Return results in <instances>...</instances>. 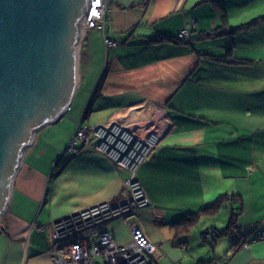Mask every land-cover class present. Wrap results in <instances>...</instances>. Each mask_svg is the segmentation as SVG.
<instances>
[{"label": "crops", "instance_id": "crops-1", "mask_svg": "<svg viewBox=\"0 0 264 264\" xmlns=\"http://www.w3.org/2000/svg\"><path fill=\"white\" fill-rule=\"evenodd\" d=\"M108 1L106 31L84 34L92 39L89 49L100 55L98 71L52 125L67 123L69 137L44 157L40 145L56 142L42 140L51 125L40 130L41 140L28 150L15 178L0 223V264H55L54 222L99 202L125 200L126 170L90 147L77 154L65 150L80 123L95 126L132 112L156 117L153 126L167 130L138 170L153 208L135 212L159 246V264H264V0H217L231 29L244 26L219 38L206 37L222 25L219 7L210 0ZM193 21L187 40L151 42L177 38ZM106 36L118 45L107 48ZM230 44L238 63L206 56L224 55ZM220 199L225 200L217 216L203 215L189 234L173 227ZM235 215L238 233L211 246L206 232H223ZM125 219L97 226L87 236L107 230L126 243Z\"/></svg>", "mask_w": 264, "mask_h": 264}, {"label": "water", "instance_id": "water-1", "mask_svg": "<svg viewBox=\"0 0 264 264\" xmlns=\"http://www.w3.org/2000/svg\"><path fill=\"white\" fill-rule=\"evenodd\" d=\"M88 3L0 0V216L36 133L71 107Z\"/></svg>", "mask_w": 264, "mask_h": 264}, {"label": "built area", "instance_id": "built-area-1", "mask_svg": "<svg viewBox=\"0 0 264 264\" xmlns=\"http://www.w3.org/2000/svg\"><path fill=\"white\" fill-rule=\"evenodd\" d=\"M110 10L109 5L106 0H89L88 3V11L87 15L83 20V28H87L89 30L100 28L104 32L106 31V24L108 21L107 13ZM193 27V24H190L182 30L177 39L178 40H187L190 37V29ZM86 30V29H84ZM105 45L107 47L117 46L118 42L116 40L111 39L110 37H105ZM123 124V123H121ZM120 123L118 124L119 131H122L120 128L123 127ZM144 130V129H141ZM101 137H104L106 133V128L99 127L96 128L95 131ZM113 132V131H110ZM109 132V133H110ZM146 134L152 137L156 136L155 132L144 130ZM151 132V133H149ZM115 133V131H114ZM124 135V134H121ZM129 137V139L134 140L129 136V134H125ZM116 138L118 136H115ZM158 138V136H157ZM151 139V138H149ZM105 145V144H104ZM103 145V150L108 154V158L111 159L116 166L125 167L134 171L133 168L127 166L124 162L127 159H130L131 154L126 152L123 148L109 149ZM134 173V172H133ZM137 179V178H136ZM138 180V179H137ZM139 181V180H138ZM140 182V181H139ZM141 184V183H140ZM132 197H137L136 202L141 204L144 203L146 205L151 206V202L148 199L144 188L136 189L133 192ZM131 200L125 199L123 202L119 203V209L124 208L121 212V216H126L128 218V224L131 226V231L135 234L134 238L136 239V243L128 245H118L114 240L112 234L106 230L101 231L95 238H91L85 235H82L81 231L89 228L88 223L93 220L94 217L98 215V211L103 206H112L114 204H110L107 201L100 202L94 206L87 207L85 209L79 210L73 213L68 218L64 220H58L56 223L54 222V247H53V261L55 264H124L125 256L127 254H131L138 259L140 262L150 264L151 259H153L154 263L159 260L160 250L153 243L147 241L145 235L142 233V228L136 224V215L135 212L138 209H143L145 207H138L137 209L130 211L128 209V203ZM78 219H80L84 223H78ZM110 220V219H109ZM108 222V220L106 221ZM101 223V224H105ZM133 227V229H132ZM84 237H82V236ZM103 237V238H102ZM205 237L208 239L211 237V232L207 231ZM103 242V243H102ZM109 259V261H108ZM147 262H146V261Z\"/></svg>", "mask_w": 264, "mask_h": 264}, {"label": "rangeland", "instance_id": "rangeland-1", "mask_svg": "<svg viewBox=\"0 0 264 264\" xmlns=\"http://www.w3.org/2000/svg\"><path fill=\"white\" fill-rule=\"evenodd\" d=\"M106 1H107L108 5H109V8H110V10L107 13V16H109L110 12H111V6L112 5H111L110 1H108V0H106ZM191 23L193 24V27H194L195 26V21H193ZM84 29H86V30H84ZM89 31H90L89 29L83 28L82 29V37H81L80 41H78V52H79V49L81 50L80 56L83 57L84 55H86L85 57L87 58V60H85L84 57L82 59H81V57L80 58L78 57V66H77L78 81H77L76 92H78L80 94L83 92L82 91L83 89L88 88L91 85V83L93 82V77H94L95 73L98 71V69H97L98 58H100V55L97 56V53L95 52V49L93 47L91 49H89V43L92 42V39L90 38V36L87 37L86 35H84V34H87ZM83 37H84V39H83ZM111 39H113V38H111ZM113 40H115V39H113ZM104 43H105V41H104ZM113 47H116V46H113ZM107 48H110V47H107ZM98 50H100V48H98ZM83 53H84V55H83ZM81 60H82V62H81ZM84 60L86 62V65L83 62ZM112 88H110L109 90L113 91ZM102 115H104V114H99L98 117H101ZM133 115H137V116L139 115L140 118H141V119L139 118L140 119L139 121H135V122L131 123V127H133L134 130L130 129L129 127H127L124 124H121V122H119L122 126L127 128L128 131L126 129L122 128V127L120 128L122 131H119V127L115 125V123H117L116 119H120V117L118 118L119 115H117V114L113 115L104 124H97L95 126H87L86 124H81V123L79 124L78 123L79 125L77 124L78 126H77V128H75L74 131H73V128L72 129L70 128L71 131H73V132H72L71 138H70V140H69V142L67 144V148L65 150L67 153L77 154V153L81 152L84 147L85 148L86 147H90V148L94 149L95 152H97V153L103 155L104 157H106L107 159H109L108 156H107L108 154L106 153L105 150H103V145L107 144L109 149L119 148L118 138L121 136V134H129V136L131 138H133L137 142L138 147H140L141 149L143 148V151H147L148 145L142 144L140 140L138 141V139L134 138V137H136V135H135V133L137 132L136 129H138V130L144 129V130H147V131L155 132L156 136H158L159 139L156 141L155 144H151L152 148H150L148 150V152L145 154V156L146 155H148V156L143 158V159H139L136 168L134 169V171H132L134 173L130 175L132 180L130 182H128V189L132 193L135 192V190L137 188L138 189L143 188L142 184H140L141 182L138 181L139 180L138 176H137L138 175V170L146 162V160L149 159V157L152 155V152L154 151V149L159 145V143L163 139V135L167 132V130L163 129L161 131V128L159 129V128H156L155 126H153L155 124L154 120H155L156 117H154L153 119L150 120V118L148 116L147 117L143 116L142 112H137V113H134ZM125 116H127V114H125ZM57 123H55V124H57ZM84 123H86V122H84ZM112 124H114V131H115L114 134H116L115 136H118L117 138L115 137V141H110L108 139V134H109L110 131H112V129H111V125ZM50 125L52 126L54 124H50ZM50 125H48V126H50ZM109 125H110V127H109ZM99 127L106 128V133L107 134L104 137H101L99 134H97L95 132L96 128H99ZM68 131H69V128H68V124L67 123L63 124L62 127H59V126L57 127V125H55V126L50 127L48 130L44 131V133H46V134L44 135L42 140L46 141V142H56V143H55V145H50V146H43V145L41 146L40 145V148H39L40 153L39 154L44 156V157L45 156L50 157L51 155L53 156L55 154V152L59 151V149L63 146L62 144L64 142L63 141L64 138L65 137H69V134H67ZM151 132H149V133H151ZM149 135H153V134H149ZM38 139L41 140L40 139V131H38L36 133L34 143L37 142ZM34 143L32 144V146L34 145ZM32 146H30L29 149H31ZM121 148H123V147H121ZM40 149H42V150H40ZM28 150L25 152L22 164H23L24 160L26 159L25 156L29 153ZM137 150L139 151V149H137ZM109 160L114 164V162L111 159H109ZM117 167H119L121 169H124V168H122L120 166H117ZM124 170H126V169H124ZM126 171L128 172V170H126ZM56 175L57 176L59 175V171L56 173ZM128 177H129V175H128ZM133 182H135V184H133ZM92 206H94V205H92ZM89 207H91V206H89ZM150 207L153 208L152 204H151ZM146 208H149V207H146ZM82 209H85V208H82ZM82 209H80V210H82ZM138 210H141V209H138ZM221 214L222 213H220L219 217L221 216ZM71 215L72 214H70L69 216H71ZM69 216L61 218V220H64L65 218H68ZM1 218H2V215L0 216V223H1ZM126 223H127L128 228H129V231H130V240L128 242H126V243L121 244V243H118L116 241V239H114L117 242V244L120 245V246L121 245H126V244L128 245L129 243L134 244V243L137 242L136 239L134 238L135 234L131 231V226H129L128 221H126ZM138 223L140 224V226L142 228V233H143V235H145L147 241L148 242L150 241L153 244L154 242H152L147 237V235L145 234V231H144V229H143V227L141 225L140 219L136 216V224L139 225ZM99 226H104V224H100ZM48 227H50V226H48V225L45 226L46 229ZM52 227H54V226H52ZM3 229L4 228H2L1 225H0V230H2V232H3ZM132 229H133V227H132ZM91 230H93V229H91V227H89V228H87L85 230H82L81 234L87 236V234L89 232H91ZM101 231H104V230H101ZM101 231H99L98 233H100ZM2 232H1V234H2ZM98 233H97V235H98ZM112 236H113V234H112ZM82 237H84V236H82ZM205 239H207V238L205 237ZM155 245L159 249V246L157 244H155ZM182 247L184 248L183 245H182ZM161 255L162 254H160V257H161ZM159 260H160V258H159ZM159 260L156 261V264H159ZM108 261H109V259H108Z\"/></svg>", "mask_w": 264, "mask_h": 264}, {"label": "bare ground", "instance_id": "bare-ground-1", "mask_svg": "<svg viewBox=\"0 0 264 264\" xmlns=\"http://www.w3.org/2000/svg\"><path fill=\"white\" fill-rule=\"evenodd\" d=\"M133 114H134V112H132L130 115H127V116H120L119 115L118 118L120 117V119H116L117 123H115V125L118 126L119 122H121L125 126H127L130 129L134 130V128L131 127V123H133L135 121H139L141 118H140L139 115L137 116V115H133ZM109 127H110V125H109ZM122 128H124V129H126L128 131V129L125 128L124 126ZM111 129H112L113 132H110L108 134V139L110 141H115V135L116 134H114V124L111 125ZM136 130H137V132L135 133L136 137H134V138L138 139V141L140 140L142 144L148 145L147 151H143V148L141 149L140 147H138V144H137V142L135 140L129 139V137L127 135H125V134L121 135L118 138L119 148L124 147L123 149L126 152H129L131 154V157H129L130 159L125 160L124 163L127 166H129V167H131L133 169L136 168L139 159H143V158L148 156V155L145 156V154L148 152V150L150 148H152L151 144H155L156 141L159 139V138H157V136L152 137V136L146 134L144 132V130H138V129H136ZM149 138H151V139H149ZM104 146L107 148L106 144ZM137 149H139V151ZM122 167H125V165H122ZM124 169L128 170V175H129L128 179L126 181H124V189L127 192L126 193L127 196H126L125 199H127V201L131 200L128 203V208H130L128 210L133 211V210L137 209L138 207H145V208L148 207V205H146L144 203H141V204L137 203L136 202L137 197H132L133 193L128 189V182H130L132 180L130 175L133 174V172H132L131 169H128V168H124ZM133 184H135V182H133ZM118 204L119 203H116V204H114L112 206H103L98 211V215L96 217H94L92 221H90L88 223L89 227H91V229H95L97 226H99L101 223L106 222L107 220L111 221V220L123 217V216H121V212H122V210H124V208L119 209V205ZM125 220L127 221L128 218L126 217ZM78 221H79L78 223H84L80 219H78ZM151 263H154L153 259H151ZM124 264H144V263L140 262V259H138L137 257H135V256H133L131 254H127L125 256V263ZM147 264H149V263L147 262Z\"/></svg>", "mask_w": 264, "mask_h": 264}, {"label": "trees", "instance_id": "trees-1", "mask_svg": "<svg viewBox=\"0 0 264 264\" xmlns=\"http://www.w3.org/2000/svg\"><path fill=\"white\" fill-rule=\"evenodd\" d=\"M213 3H216L219 7V10L221 12V21H222V25L217 28L214 32L210 33L209 35H207V38H219L225 35H232L234 34L237 30L243 28V27H239V28H234L231 29L229 27L228 24V17H227V13L224 11V9L221 7L219 1L217 0H210ZM258 22L254 21L251 24L245 25V27L249 26V25H254ZM178 40L177 38H170V37H158L155 38L153 40H151V42L153 43H163L165 41H176ZM233 51H234V44H230L225 52L224 55H206L209 58H211V60L217 62V63H224V64H228V63H238L237 61H235L236 59H233ZM89 109L87 110L86 113H88ZM138 176V175H137ZM140 181V180H139ZM225 199H220L218 202H216L213 206L205 209L204 211H201L198 214H190L187 215L185 217H183L181 220H179L177 223H175L173 225V227L177 230L178 233H184L183 235L189 234L190 231L193 229V227L196 225V223L201 219V217L203 215H207L209 217H213L214 215L216 216L223 203H224ZM237 218L238 216L235 215L231 218L230 222H229V226L226 228V230H224L223 232L217 234V235H213V233L211 232V237H210V241L207 240V242L213 246L216 243L217 238L220 237H225V236H235L238 233V225H237ZM246 241V240H245ZM239 246V242L234 243L231 246V249L234 250V248Z\"/></svg>", "mask_w": 264, "mask_h": 264}, {"label": "snow or ice", "instance_id": "snow-or-ice-1", "mask_svg": "<svg viewBox=\"0 0 264 264\" xmlns=\"http://www.w3.org/2000/svg\"><path fill=\"white\" fill-rule=\"evenodd\" d=\"M97 2L99 3V0H97Z\"/></svg>", "mask_w": 264, "mask_h": 264}]
</instances>
